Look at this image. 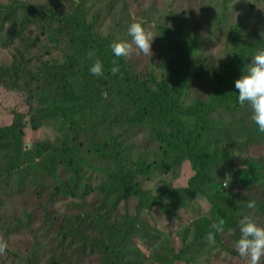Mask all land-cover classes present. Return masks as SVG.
Returning a JSON list of instances; mask_svg holds the SVG:
<instances>
[{
	"label": "trees",
	"instance_id": "1",
	"mask_svg": "<svg viewBox=\"0 0 264 264\" xmlns=\"http://www.w3.org/2000/svg\"><path fill=\"white\" fill-rule=\"evenodd\" d=\"M133 22L156 36L146 66L110 48ZM260 50L264 0H0V264H249L234 242L243 215L264 226V133L235 81Z\"/></svg>",
	"mask_w": 264,
	"mask_h": 264
},
{
	"label": "clouds",
	"instance_id": "2",
	"mask_svg": "<svg viewBox=\"0 0 264 264\" xmlns=\"http://www.w3.org/2000/svg\"><path fill=\"white\" fill-rule=\"evenodd\" d=\"M130 40L114 41L110 48L116 57L128 58L133 53L136 55L152 56L151 45L156 37L151 30H147L141 23L133 22L128 28ZM90 61L89 71L99 77L104 75V65L95 52L88 53ZM111 73L119 72V65L114 60ZM238 91V104L251 109V120L260 133H264V50L258 51L251 62L246 66V71L235 81ZM227 187V185L225 186ZM247 208L255 210L256 201L247 203ZM226 221L217 218L210 225V230L205 239L209 246L216 244V235L225 231ZM239 238L234 242V248L241 257L248 259L249 264H261L264 257V226L252 214H245L238 221ZM8 244L0 237V255L7 250Z\"/></svg>",
	"mask_w": 264,
	"mask_h": 264
},
{
	"label": "rangeland",
	"instance_id": "3",
	"mask_svg": "<svg viewBox=\"0 0 264 264\" xmlns=\"http://www.w3.org/2000/svg\"><path fill=\"white\" fill-rule=\"evenodd\" d=\"M238 15H241L238 14ZM135 63H140L143 64L144 66H146V59L145 57H143L142 55H136L134 58ZM0 100H1V104H0V116L1 118H6L9 119V113L7 110V104L9 102V97L4 95V94H0ZM31 140L33 139H37L36 137L32 136L30 138ZM254 154L259 155L261 153V151L259 149H255ZM184 171H186V169H184ZM189 176V174L186 175V177L182 180L179 179H174V186H185L186 185V181H187V177ZM169 182H172V180L168 179ZM168 182V183H169ZM155 183L156 185H160V184H164V181L158 177L155 178ZM200 201L203 202V204L207 207L208 204L206 203L204 198H199ZM60 211H62L63 213L67 214L69 212V210L67 209V207L65 206V203L62 202L58 205ZM183 215V214H182ZM183 217L185 218V221H187L188 216L183 215ZM155 220L158 222V226L161 230L166 231V232H171L173 231L175 228H178L180 226V223L176 220V219H168L165 215L163 214H159L155 216ZM175 242L176 244H179V239L177 237H175ZM232 260L231 256H229L228 254L223 253L222 255H220L219 260H217L215 263L213 264H228L230 263V261Z\"/></svg>",
	"mask_w": 264,
	"mask_h": 264
}]
</instances>
